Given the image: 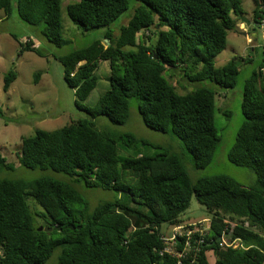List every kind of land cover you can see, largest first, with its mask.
<instances>
[{"label": "trees", "instance_id": "16d2710c", "mask_svg": "<svg viewBox=\"0 0 264 264\" xmlns=\"http://www.w3.org/2000/svg\"><path fill=\"white\" fill-rule=\"evenodd\" d=\"M252 1V18L260 25L264 0ZM61 2L0 0V10L41 26L42 35L61 46ZM128 5L129 0H76L66 6L82 30L106 28L101 38L58 58L75 104L96 87L102 61L109 65L108 87L85 107L89 118L22 137L21 166L66 178L0 179V264H45L52 256V264H210L209 250L214 264H264V46L258 69L244 82L242 122L227 154L231 163L254 173L251 184L223 173L191 181L185 162L204 168L219 141L213 125L216 91L198 86L178 93L169 80L178 71L190 82H213L223 89L234 85L239 57L220 66L213 58L225 48L229 31L244 35L238 27L245 15L241 0H136L133 14L114 34L109 25ZM247 31L255 34L254 28ZM18 43L21 50L40 55L30 37ZM15 78L14 70L5 72L3 91ZM129 97L137 100L147 127L179 140V151L156 146L160 151L153 155L141 153L131 133L110 135L96 127L92 118L99 115L124 123ZM11 168L0 155V170ZM79 184L112 190L115 196L90 208ZM192 197L204 207L208 225L204 233L186 235L193 223L200 225L182 218ZM28 199L41 210L31 209ZM178 226L184 233L176 235L169 252L164 237Z\"/></svg>", "mask_w": 264, "mask_h": 264}, {"label": "rangeland", "instance_id": "374dc122", "mask_svg": "<svg viewBox=\"0 0 264 264\" xmlns=\"http://www.w3.org/2000/svg\"><path fill=\"white\" fill-rule=\"evenodd\" d=\"M75 1L62 0L61 2V37L65 40L61 46L49 42L42 35L41 26L29 25L20 20L15 13L5 17L0 10V155L12 165L11 169L0 170V179L32 180L44 174L65 179V175L48 169H28L21 166L17 159L21 139L31 135L37 128L53 130L72 119L89 118L85 107L93 106L97 98L108 87L109 65L106 61H102L96 71L98 76L96 87L86 100H76L78 106L75 104L76 98L72 89L63 79V66L58 58L101 38L106 30L105 27L88 30L79 28L66 13L67 4ZM135 5L136 0H129L127 10L111 22L109 30L117 34L120 25L126 23L133 14ZM241 6L245 13L244 17L250 21L249 25H246L244 21L238 25L241 31L245 32V36L229 31L225 48L213 58L215 66H220L232 58L239 57L236 62L240 65V71L232 87L223 89L213 82H190L186 78L183 80L182 74L178 71L169 76L170 82L178 93L198 86H207L216 91L213 125L219 141L213 151L211 161L204 168L195 169L185 162V168L192 182L199 177L218 173L229 175L245 185L255 180V175L251 170L237 166L227 158L242 122L241 97L244 82L253 71L258 69L263 57L264 39L260 25L252 18L253 1L241 0ZM257 20H259L258 17ZM249 28L255 29L256 36L247 33ZM251 35L253 37L250 40L248 37ZM28 37L33 39L40 55L31 50L20 49L18 40L23 41ZM253 45L255 48L251 50ZM10 69L15 71L16 78L9 89L3 91V75ZM35 74H39L37 78ZM128 106L129 115L122 124H114L105 116L100 115L92 120L99 130L110 135L131 133L139 140L137 150L141 153L153 155L160 151V148L156 146L179 151V140L169 133L150 129L142 122L137 111V100L134 97L128 98ZM118 143L121 150L127 149L125 144ZM77 188L88 200L90 208L100 201L109 200L115 196L112 190L86 188L82 184L77 185ZM28 203L31 209L41 210L32 199H28ZM206 215L204 207L192 197L182 218L185 222L200 221L198 228L204 233L208 225L207 218H204ZM162 231L166 233L167 229ZM168 248L172 250L173 245L169 244ZM206 255L209 263L214 264L213 251H207ZM52 257L45 264H52Z\"/></svg>", "mask_w": 264, "mask_h": 264}, {"label": "built area", "instance_id": "2783aa9c", "mask_svg": "<svg viewBox=\"0 0 264 264\" xmlns=\"http://www.w3.org/2000/svg\"><path fill=\"white\" fill-rule=\"evenodd\" d=\"M264 10V8H263ZM264 16V15H263ZM260 27L261 28H264V18L260 20ZM193 228L192 229H188L186 232V235H189L195 231H198V232H202V230H200L197 226L196 223H193L192 224ZM184 228L183 226H178L175 230V232L170 236V237H164V240L166 243H170L171 245H174V243H176L178 240L176 239V235L181 234V233H184ZM197 242H201L202 239H197L196 240ZM238 241V240H237ZM237 241H232L230 242L229 244H232L233 246H237L238 245V242ZM221 242L225 243L226 244V241L224 239L221 238ZM187 241H186V245H187ZM166 250L171 252V249H169L168 247H166Z\"/></svg>", "mask_w": 264, "mask_h": 264}, {"label": "water", "instance_id": "95a60500", "mask_svg": "<svg viewBox=\"0 0 264 264\" xmlns=\"http://www.w3.org/2000/svg\"><path fill=\"white\" fill-rule=\"evenodd\" d=\"M242 20L245 22L246 25H249V24H250V21H249L247 18L243 17ZM244 33H245V32H243V34H244ZM254 35H255V34H254ZM237 64H238V63H237ZM68 227H69L70 229H74V226H73V225H69ZM79 228H80V225L77 226V229H79ZM38 229H39V230L43 229L44 231H51V230H53V229H58V230H60V227L39 226ZM217 239H219V238H217Z\"/></svg>", "mask_w": 264, "mask_h": 264}, {"label": "crops", "instance_id": "0c3cea01", "mask_svg": "<svg viewBox=\"0 0 264 264\" xmlns=\"http://www.w3.org/2000/svg\"><path fill=\"white\" fill-rule=\"evenodd\" d=\"M3 16H5L4 14H3ZM253 35H254V33H252Z\"/></svg>", "mask_w": 264, "mask_h": 264}]
</instances>
